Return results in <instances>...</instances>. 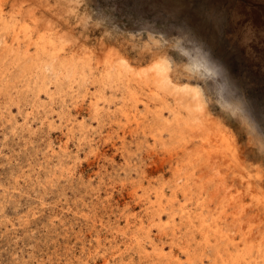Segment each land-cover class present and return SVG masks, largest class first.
<instances>
[{
	"label": "bare ground",
	"instance_id": "obj_1",
	"mask_svg": "<svg viewBox=\"0 0 264 264\" xmlns=\"http://www.w3.org/2000/svg\"><path fill=\"white\" fill-rule=\"evenodd\" d=\"M65 1L0 0V131L59 133L67 140L47 150L60 162L72 141L97 159L104 141L112 162L122 158L101 202L125 225L101 216L109 227L97 238L101 264H264V168L216 115L215 85L159 38L126 36L96 17L90 0ZM102 1L130 18L152 9L151 0ZM68 169L74 178L68 166L61 174Z\"/></svg>",
	"mask_w": 264,
	"mask_h": 264
},
{
	"label": "rangeland",
	"instance_id": "obj_2",
	"mask_svg": "<svg viewBox=\"0 0 264 264\" xmlns=\"http://www.w3.org/2000/svg\"><path fill=\"white\" fill-rule=\"evenodd\" d=\"M151 1L148 17H143L139 11L131 18L124 17L116 12L114 4L102 0H90V10L96 17H101L102 22L126 36L145 33L146 39L151 35L159 38L177 60L188 62L177 51V44L190 52L200 49L206 53L223 69L220 77L210 80L215 85L213 94L217 102L226 77L225 99L230 103L243 101L245 108L243 117H233L221 111L217 104L216 115L225 118L239 133L242 144L251 146L253 166L264 168V0ZM50 2L57 8L66 5L65 0ZM101 29V33H95L93 37H102L104 26ZM64 140L67 138L59 133L50 136L38 132L32 136L20 134L6 138L0 131V264H17V256L23 264H82L81 261L87 262L89 255L91 264L103 262L101 250L104 246L99 251L97 238L109 234V227L101 226V216L105 224L116 223L120 217L118 208L101 202V186L104 187V182L111 177H118L115 172L123 160L118 157L112 162L113 151L104 141L100 142L102 156L99 161L92 153L77 152L72 141L69 155L61 153L60 162V157L48 152V144L52 141L59 149ZM67 166L76 170L74 178L68 177L69 169L61 174ZM102 195L105 196L104 190ZM83 213H88L91 218ZM95 221L99 222L97 228L92 226ZM124 225L125 221L121 219L119 226ZM7 232L11 235L4 234ZM120 245L124 247L122 250L127 248L122 242ZM125 255V260H130V255ZM117 262L121 264V258Z\"/></svg>",
	"mask_w": 264,
	"mask_h": 264
},
{
	"label": "clouds",
	"instance_id": "obj_3",
	"mask_svg": "<svg viewBox=\"0 0 264 264\" xmlns=\"http://www.w3.org/2000/svg\"><path fill=\"white\" fill-rule=\"evenodd\" d=\"M177 51L183 57L187 58L189 62V70L200 76L201 79L216 80L223 73V69L215 65L208 55L200 49L195 52H190L177 44ZM227 88V78L225 77V84L221 86V94L219 98V106L225 111L230 113L233 117H243L245 108L243 101H236L230 103L225 99L223 92Z\"/></svg>",
	"mask_w": 264,
	"mask_h": 264
}]
</instances>
